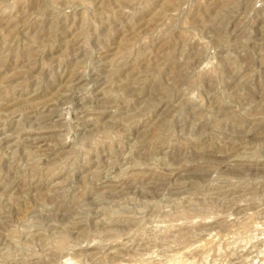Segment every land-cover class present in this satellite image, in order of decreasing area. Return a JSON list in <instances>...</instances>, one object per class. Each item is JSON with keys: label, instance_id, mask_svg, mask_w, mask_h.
<instances>
[{"label": "rangeland", "instance_id": "1", "mask_svg": "<svg viewBox=\"0 0 264 264\" xmlns=\"http://www.w3.org/2000/svg\"><path fill=\"white\" fill-rule=\"evenodd\" d=\"M164 263L264 264V0H0V264Z\"/></svg>", "mask_w": 264, "mask_h": 264}, {"label": "bare ground", "instance_id": "2", "mask_svg": "<svg viewBox=\"0 0 264 264\" xmlns=\"http://www.w3.org/2000/svg\"><path fill=\"white\" fill-rule=\"evenodd\" d=\"M169 260V259H168ZM177 260V259H176ZM184 261V260H183ZM168 262V261H167ZM177 262V261H176ZM190 263V262H189ZM165 264V263H164ZM178 264V263H177ZM187 264V263H186Z\"/></svg>", "mask_w": 264, "mask_h": 264}]
</instances>
